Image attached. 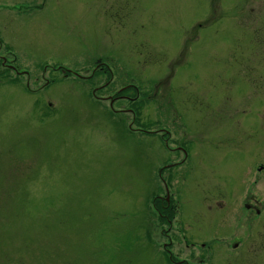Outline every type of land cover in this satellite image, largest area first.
I'll use <instances>...</instances> for the list:
<instances>
[{
	"label": "rangeland",
	"instance_id": "1",
	"mask_svg": "<svg viewBox=\"0 0 264 264\" xmlns=\"http://www.w3.org/2000/svg\"><path fill=\"white\" fill-rule=\"evenodd\" d=\"M0 264H264V0H0Z\"/></svg>",
	"mask_w": 264,
	"mask_h": 264
},
{
	"label": "trees",
	"instance_id": "2",
	"mask_svg": "<svg viewBox=\"0 0 264 264\" xmlns=\"http://www.w3.org/2000/svg\"><path fill=\"white\" fill-rule=\"evenodd\" d=\"M127 90H129V89L126 88V89L122 90L119 94H123V95H124V94L126 93ZM124 92H125V93H124ZM160 208H161V207L159 206V208H157V209H158L157 211L161 214V211L159 210ZM167 211H168V213H167V216H166V217H167L168 219H171V217H172V213H173V208H169V210H167Z\"/></svg>",
	"mask_w": 264,
	"mask_h": 264
},
{
	"label": "flooded vegetation",
	"instance_id": "3",
	"mask_svg": "<svg viewBox=\"0 0 264 264\" xmlns=\"http://www.w3.org/2000/svg\"><path fill=\"white\" fill-rule=\"evenodd\" d=\"M243 207L245 208L246 211L250 210V207L247 204H243Z\"/></svg>",
	"mask_w": 264,
	"mask_h": 264
}]
</instances>
